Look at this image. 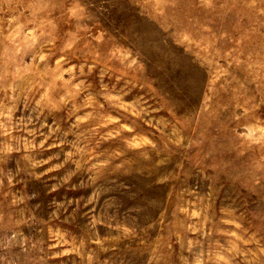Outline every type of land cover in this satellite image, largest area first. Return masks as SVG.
<instances>
[{"label": "rangeland", "instance_id": "rangeland-1", "mask_svg": "<svg viewBox=\"0 0 264 264\" xmlns=\"http://www.w3.org/2000/svg\"><path fill=\"white\" fill-rule=\"evenodd\" d=\"M0 264H264V0H0Z\"/></svg>", "mask_w": 264, "mask_h": 264}]
</instances>
